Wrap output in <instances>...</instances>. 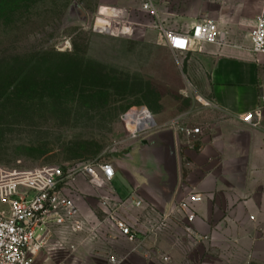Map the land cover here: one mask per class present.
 <instances>
[{
	"label": "rangeland",
	"instance_id": "obj_1",
	"mask_svg": "<svg viewBox=\"0 0 264 264\" xmlns=\"http://www.w3.org/2000/svg\"><path fill=\"white\" fill-rule=\"evenodd\" d=\"M154 1L172 30L187 31L209 18L220 21L230 42L252 32L239 3ZM144 2L0 0L1 168L22 172L112 164L116 155L146 138L128 134L126 123L130 130L137 125L125 123L123 116L133 108L153 113L157 127L151 133L193 127L187 117L196 111L194 102L203 101L199 86L185 75L186 61L160 42L155 19L141 11ZM101 12L124 14L112 24L116 34L97 30V21L101 27L108 21ZM130 24L134 32L122 34ZM87 186L91 193L84 201L90 211L83 213L103 220L98 192L109 188ZM164 236L168 240L160 246L147 241L151 259L130 255V246L122 240L90 243L86 235L65 238L76 244L75 252L66 246L57 251L62 238L55 236L38 264H110L108 253L126 256L125 264H264L249 259L231 239L211 237L176 247L170 235Z\"/></svg>",
	"mask_w": 264,
	"mask_h": 264
},
{
	"label": "crops",
	"instance_id": "obj_2",
	"mask_svg": "<svg viewBox=\"0 0 264 264\" xmlns=\"http://www.w3.org/2000/svg\"><path fill=\"white\" fill-rule=\"evenodd\" d=\"M228 1L241 4L253 29L264 0ZM250 35L224 47L203 45L179 55L186 61L185 75L198 84L203 98L187 117L202 135L189 138L175 127L148 133L115 156L116 177L108 186L119 200L137 196L165 212L188 192H199L204 200L197 207L196 233L231 239L249 259L264 262V119L258 128L240 121L264 97V55L251 52ZM78 187V204L87 213L84 198L91 189L85 178ZM114 233L110 239L116 243ZM162 240L168 238H152L149 245L160 246Z\"/></svg>",
	"mask_w": 264,
	"mask_h": 264
},
{
	"label": "built area",
	"instance_id": "obj_3",
	"mask_svg": "<svg viewBox=\"0 0 264 264\" xmlns=\"http://www.w3.org/2000/svg\"><path fill=\"white\" fill-rule=\"evenodd\" d=\"M142 13L155 19L154 29L160 42L175 55L200 50L203 45L224 47L229 44L228 36L219 22L206 18L192 25L189 31L179 32L170 29L161 20L154 0H145ZM101 15V14H100ZM122 12L113 16H103L107 25L97 30L116 34L118 29L113 22ZM102 16V15H101ZM130 24L123 27L122 34L134 32ZM251 52L264 55V6L255 20L251 35ZM137 125L130 130L127 121ZM264 119V97L262 104L254 111L240 117L242 124L252 128L261 126ZM130 137L147 135L156 126V118L147 108H133L123 116ZM181 134L194 138L202 135L200 128L174 126ZM116 171L111 163L82 164L75 167H54L33 171L9 172L0 167V264H38L41 255L48 249L55 236H61L56 250L67 247L72 252L76 244H68L69 236L86 235L90 243L111 242L110 235L117 233V241L130 246V255L136 254L151 259L153 253L146 247L147 241L170 235L174 246L200 244L209 240L195 231L197 207L204 196L190 191L186 197L162 211L157 205L144 202L137 196L125 200L117 199L108 186L114 181ZM85 178L94 188H106L109 195H100L105 217L100 220L84 214L78 204L80 193L78 180ZM135 210H141L134 214ZM189 240V241H188ZM67 243V244H66ZM109 249V248H108ZM110 264H125L126 256L108 253ZM164 261H168L164 258Z\"/></svg>",
	"mask_w": 264,
	"mask_h": 264
},
{
	"label": "bare ground",
	"instance_id": "obj_4",
	"mask_svg": "<svg viewBox=\"0 0 264 264\" xmlns=\"http://www.w3.org/2000/svg\"><path fill=\"white\" fill-rule=\"evenodd\" d=\"M101 15H102V16H113L114 14H113V15H112V14H111V15H104V14L101 12ZM104 18H105V17H104ZM99 19H103V18H99ZM99 19H98V20H99ZM104 20H105V19H104ZM105 21H106V20H105ZM106 22H107V21H106ZM97 25H98V21H97ZM98 26H100V25H98ZM125 121H127L126 118H125Z\"/></svg>",
	"mask_w": 264,
	"mask_h": 264
}]
</instances>
